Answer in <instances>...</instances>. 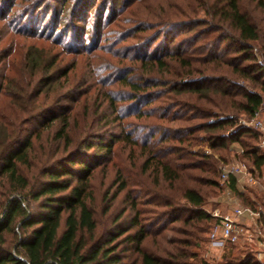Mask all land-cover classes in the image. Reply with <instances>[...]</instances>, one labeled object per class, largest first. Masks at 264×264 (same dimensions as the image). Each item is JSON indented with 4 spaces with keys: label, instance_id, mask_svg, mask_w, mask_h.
I'll return each mask as SVG.
<instances>
[{
    "label": "trees",
    "instance_id": "1",
    "mask_svg": "<svg viewBox=\"0 0 264 264\" xmlns=\"http://www.w3.org/2000/svg\"><path fill=\"white\" fill-rule=\"evenodd\" d=\"M249 3L254 4V10L264 12V0H249ZM210 9L212 25L194 38L197 42L201 36H205V40L189 56L177 58L190 77H194L196 73L200 76L199 79L181 80L170 88L178 96L182 93L195 95L196 101L184 103L182 100L167 98L171 100L167 111L174 107L188 106L191 114H152L141 108H136L134 114L139 119L152 118L157 122L156 126H146L148 135L140 144L145 156L141 173L150 171L157 186L159 180L167 184L160 198L154 197L162 202L161 207L165 211L155 215V219L147 224L145 221L150 219L142 218L137 198L132 196L128 180L120 173L118 190L126 191L123 202L127 207L120 211L109 227L98 233L90 180L94 168L99 165V153H110L114 141L121 140V137L112 136L110 142H103L102 134L96 137V142H88L86 139L92 133L88 131L82 138L85 143L74 141L69 134L73 114L67 112V108H61L60 114L50 113L51 116L43 120L40 128L44 130L53 123H59L53 138L63 141V155L57 159L52 157L44 160L37 156L35 141L40 134L38 130L28 132L25 126L42 113L44 103L38 100L40 88L43 85L49 88L48 85H51L44 82L57 66L56 57L43 60L35 54L26 55L27 68L32 71L30 77H33L35 71H40L45 77L38 81L29 78L25 88H20L18 92L10 89L13 78L4 79L5 86L0 89V106H4V112L0 109V264H211L199 257L193 249L208 242V233L216 222L203 208L206 199L200 187L209 186L220 190L219 182L214 179L219 171L211 155L191 149L199 140L213 151L227 152L237 147L242 151L239 156L250 162L251 169L257 172L260 179L264 177V152L258 144L252 145L244 140L247 137L257 142L260 134L251 127L238 126L233 117L219 119L212 112L213 108L231 109L251 118L264 106V61L256 60L253 54V43L264 38V35L243 6V0H214L212 6L206 7L205 11L210 13ZM157 23L161 27L169 26L161 20H157ZM145 26L139 32L151 31L153 28ZM184 27L189 29L192 26L186 24ZM163 32L164 30L152 32L147 41V48L163 41V54L158 56L160 47L157 46V51L154 49L149 56L141 58L140 67L144 72L164 70L167 68L166 58H173L178 54L176 50H168L170 44ZM222 44H225V50L216 54L214 51ZM206 52L209 54L200 64L201 60H196L194 56ZM72 53L77 54L78 51ZM195 62L199 63L198 68H195ZM13 64L11 62V66ZM205 65L208 68L215 65L219 72H223L225 67V72L231 78L218 76L220 85L207 86L203 82L215 70L209 72ZM128 75L131 74L125 72L121 80L129 87L130 95L125 100L130 103L147 99L143 105H149L151 99L164 96L157 91L159 87H166V84H160V80L146 77L131 81ZM239 79L246 82L250 90L239 85ZM35 85L39 89L32 96L27 90ZM4 99L6 100L3 101ZM109 101L113 111L118 113L113 99L110 98ZM119 118L121 117L116 116L115 121ZM212 118L214 120L209 122ZM195 119L200 122L186 126V123ZM176 121L185 125L170 129L163 124ZM227 130L230 132L225 135ZM199 132L205 135L198 140L194 135ZM123 136L131 146L139 145L130 133ZM155 139L156 143L150 144ZM169 142L176 143L177 146H169ZM59 149L60 146L54 155ZM92 149H95L94 154H89ZM34 170L35 174L32 172L30 175ZM227 187L236 193L243 205L256 208L257 202L249 200L238 190L234 178L230 179ZM147 195L154 196L150 192ZM256 198L260 201L264 199L258 196ZM175 223H180L182 228H172L178 236L165 239L164 249L158 253L144 249V242L159 233H153L154 226L161 224V228L165 229L166 225ZM256 228L264 231V218L258 220ZM236 246L238 245L230 246L223 254L222 264H258L253 251L248 255L233 256L232 251Z\"/></svg>",
    "mask_w": 264,
    "mask_h": 264
},
{
    "label": "rangeland",
    "instance_id": "2",
    "mask_svg": "<svg viewBox=\"0 0 264 264\" xmlns=\"http://www.w3.org/2000/svg\"><path fill=\"white\" fill-rule=\"evenodd\" d=\"M213 1L0 0V89L5 86L4 79L10 77L13 78L11 91L18 92L20 88H25L30 81V75H32V71L27 68L26 55L35 54L43 60H49L55 56L57 60V66L48 76L51 80L48 79L44 82L46 84L49 82L51 85H48L49 88L46 85L40 88L41 95L38 100L44 103L41 107L43 108L42 113L25 126V130L28 132L38 130L40 134L35 141V152L39 159L44 160L52 157L57 159L63 155L61 149L63 141L53 138L59 123H53L50 128L47 127L44 130L40 128L43 120L51 116L50 113L60 114L61 108H67V112L73 114V123L72 128L69 129V134L74 141L78 140L85 143L86 141H83L82 138L86 136L85 133L88 131L89 133L92 132L88 133L89 136L86 139L89 140L88 142H96V137L102 134L104 135L102 137L103 142H110L112 136L122 138L114 141L110 153H99V165L94 168L90 180L98 233L109 227L120 211L127 207V204L123 202L126 191L119 192L118 190L120 173L124 179L128 180V188L132 196L137 198L138 208L143 214L142 218L150 219L145 221V224L152 222L155 215L165 211L158 198H160L159 196L167 184L159 180L157 186L153 177L150 176V171L145 174L141 173L145 156L140 144L147 138L148 127L146 126L149 124L156 126L157 122L152 118L144 119L143 117L139 119L134 114H136V108H141L145 112L150 111L152 114L163 112L167 114H191L188 111V106L184 108L174 107L168 111L166 108L173 99L182 100L184 103L196 101L195 95L182 93L178 96L171 92L170 88L173 86L172 84L181 80L199 79L200 77L196 73H194V77H190L177 58L189 56L192 50L205 40V36H201L197 42L194 41V38L199 37L201 32L209 29L212 25L210 24L213 18L212 10L210 9V13H208L205 9L212 6ZM243 6L249 11L264 35V12L254 10V4H250L249 0H243ZM157 20L168 23L169 26L161 27ZM186 24H190L192 27L187 29L184 27ZM145 25L152 26V30L139 32L140 28ZM157 30L158 32L164 30V37L170 44L168 50L170 52L176 50L178 54L173 58H166L167 68L164 70L154 69L151 72H144L140 67L141 58L149 56L155 51L154 49L157 51V46L160 47L158 56L163 54L161 48L163 41L154 43L149 48L146 47L152 32ZM225 47V44H222L214 52L220 54L225 50ZM94 48L97 50L94 51ZM72 51H78V53L74 54ZM208 54L206 52L203 55H196L194 58L201 60L200 64H202ZM253 54L256 60L264 61L263 37L253 43ZM11 62L14 63L12 66ZM195 66L198 68L200 65L195 62ZM208 69L209 72L212 69L215 71L209 75L207 81L203 82L207 86L220 85V82L217 81L218 76L231 78L225 72L227 70L225 67L222 69L223 72L216 71L215 65ZM125 72L131 74L128 75L131 81H139L146 77L160 80V84L164 83L166 87L164 89L159 87L157 91L162 92L164 96L160 99H151L149 105H143L147 99L134 101V103L125 100L130 95L129 87L124 85L121 80ZM43 77H45L44 74L35 71L31 79L38 81ZM238 84L246 90H250V86L243 80L239 79ZM37 89L39 88L35 85L34 88L30 87L27 93L33 96ZM18 95L23 97L22 94ZM169 97L171 98L170 101L167 99ZM110 98L113 99L118 113L113 111ZM73 100H76L77 103L75 104ZM184 103L182 105H185ZM0 109L1 112H4V106H0ZM130 110L133 115L130 114ZM212 112L219 119L233 117L238 126L250 128L244 123L248 124L252 117L248 118L239 111L213 108ZM259 114L264 117V106L259 109ZM116 116L121 118L115 121ZM213 120L214 118L210 119L209 122ZM196 122L198 123L200 120L195 119V121L186 123V126ZM163 124L170 129L185 125L181 121L163 122ZM229 132L230 130H227L225 135ZM257 132L260 134L257 142L247 137H244V140L252 145L258 144L260 150L263 151L260 146L264 142V134L261 135L259 131ZM129 133L139 142L138 146H131L125 141L123 135ZM204 135L205 133L199 132L194 136L198 139ZM154 143H156V139L150 142V144ZM194 144L191 150L211 155L219 171L214 179L219 182L220 190L209 186L200 187L206 199L203 207L205 212L213 217L214 212L223 214L231 211L234 205L243 201L223 183L220 177L221 168L231 164L243 163L251 169L250 162L239 156L241 149L237 147L226 152L213 151L200 140ZM168 145L177 146L176 143L170 142ZM59 146V152L54 155ZM94 152L95 149H92L89 154H94ZM32 172L35 174L36 171H31L29 174L31 175ZM255 174H257L256 171ZM260 184L261 187H259ZM260 184L254 187L242 185L237 186V188L243 192L246 198L251 201L255 200L257 202L255 203L256 207L263 209L264 199L260 201L256 197H264V177L260 179ZM0 190L2 189L0 188ZM148 192L154 196L147 195ZM157 204H160L159 207ZM246 220L248 219L246 218ZM240 221L242 222V219ZM160 225L152 228L153 233L159 232L158 235L153 234L154 236H150L143 245L144 249L151 253H158L164 249L166 246L164 244L165 239L169 240V238L178 236L172 231V228H182L180 223L168 224L165 229H162ZM229 247L226 245L223 249H213L206 242L193 250L198 253L199 257L211 264H222L224 262L223 254L227 252ZM254 248L253 243L241 244L236 246L232 254L233 256L248 255L251 254V251L254 252Z\"/></svg>",
    "mask_w": 264,
    "mask_h": 264
},
{
    "label": "built area",
    "instance_id": "3",
    "mask_svg": "<svg viewBox=\"0 0 264 264\" xmlns=\"http://www.w3.org/2000/svg\"><path fill=\"white\" fill-rule=\"evenodd\" d=\"M244 125L259 131L261 135L264 134V117L260 116L259 111L254 113L248 124L244 123ZM260 147L264 152V142ZM220 177L226 187L231 178L235 179L237 186L254 187L260 184V179L255 171L243 163L224 166L221 168ZM212 216L216 222L208 233L210 248L223 249L226 245L253 243L255 260L264 264V231L256 228L258 220L264 218V209L237 203L231 211L223 214L214 212ZM244 217L248 219V224L240 221Z\"/></svg>",
    "mask_w": 264,
    "mask_h": 264
},
{
    "label": "crops",
    "instance_id": "4",
    "mask_svg": "<svg viewBox=\"0 0 264 264\" xmlns=\"http://www.w3.org/2000/svg\"><path fill=\"white\" fill-rule=\"evenodd\" d=\"M245 220V221H244ZM242 223L248 224V220H246V218H242ZM255 249V248H254Z\"/></svg>",
    "mask_w": 264,
    "mask_h": 264
}]
</instances>
